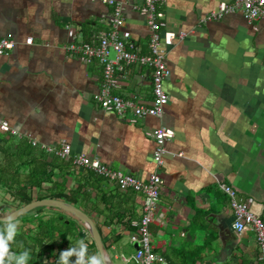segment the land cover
Wrapping results in <instances>:
<instances>
[{"label": "crops", "instance_id": "0c3cea01", "mask_svg": "<svg viewBox=\"0 0 264 264\" xmlns=\"http://www.w3.org/2000/svg\"><path fill=\"white\" fill-rule=\"evenodd\" d=\"M116 1L122 6L119 36L137 52H148L149 29L137 8L142 0ZM220 1L231 0H165V28L185 32L166 47L169 74L162 87L168 100L160 116L133 123L94 102L101 65L69 56L65 49L80 38L95 42L110 27L111 6L100 0H0V37L14 40L13 48L0 55V120L11 128L4 134L35 140L33 150H43L52 163L53 180L62 182L65 192L80 188L78 208L93 221L112 264V259L124 264L121 255L129 257L138 247L132 236H138L142 194L122 191L91 169L61 158L53 149L61 142L70 144L72 154H87L136 177L159 174L161 216H155L149 230L153 250L165 264H263L253 232L233 228L220 184L235 188L264 220V16L252 22L236 12L198 22ZM116 75L119 87L113 92L151 98L148 66L123 65ZM160 125L172 128L174 136L165 142L157 166L155 142L146 132ZM7 200L0 190L2 214L14 209ZM50 207L39 215L47 218L59 209ZM67 214L93 241L83 223ZM14 222L0 225L8 244L22 225ZM11 253L0 250V261ZM91 254L102 264L96 245ZM29 256L22 253L19 262H30ZM91 260L52 256L41 264H93Z\"/></svg>", "mask_w": 264, "mask_h": 264}, {"label": "built area", "instance_id": "2783aa9c", "mask_svg": "<svg viewBox=\"0 0 264 264\" xmlns=\"http://www.w3.org/2000/svg\"><path fill=\"white\" fill-rule=\"evenodd\" d=\"M111 6L110 27L97 35L95 42H86L81 38L73 40L65 46L69 56H74L83 62L95 59L102 70L100 86L92 94L94 102L105 111L117 116L137 122L146 116H160L163 105L168 96L164 92L162 82L169 74V68L165 59L166 47L171 45L175 38H181L185 32H174L166 29L163 4L165 0H142L137 7L144 15L149 29L148 52L140 53L134 50L132 44L123 40L118 34V28L122 23L121 2L116 0H100ZM240 13L247 21H255L264 16V0H231L220 1L216 8L202 15L198 22L217 20L229 13ZM30 42V38L26 40ZM14 46V40L8 37H0V55L9 52ZM162 46H165L163 48ZM112 55V56H111ZM137 63L146 65L151 69V98L149 100L137 99L134 94L123 96L113 92L119 87L116 71H120L123 65ZM0 131L11 132V128L5 120H0ZM155 142L153 161L156 165L162 163L163 154L166 152L165 142L174 136V130L167 126L151 127L146 132ZM31 145H37L35 140H30ZM40 148L51 150L49 146L40 144ZM54 152L63 159L80 169L89 168L105 180L116 184L122 191L133 190L142 194V214L138 224V236H132L137 240L138 247L135 253L129 257L121 255L124 264H165L162 255L153 250L149 224L161 216L157 213L158 194L162 185V178L156 172H151L144 178L136 177L121 169L111 168L95 157L87 154H72L70 144L61 142L59 147H54ZM221 189L229 199L233 213V228L237 232L251 230L255 242L260 251V258L264 264V220L260 213L251 208L246 200H241L235 188L222 182ZM19 264H31L27 260H21Z\"/></svg>", "mask_w": 264, "mask_h": 264}, {"label": "trees", "instance_id": "16d2710c", "mask_svg": "<svg viewBox=\"0 0 264 264\" xmlns=\"http://www.w3.org/2000/svg\"><path fill=\"white\" fill-rule=\"evenodd\" d=\"M4 133L0 132V190L7 194L6 202L10 204L9 207L16 208L45 197L82 206L78 201L79 187L65 192L64 184L53 180L52 163L45 159L43 150L35 151L26 140L13 139ZM89 175L97 177L90 171ZM44 185L46 193H42ZM33 191L36 192L34 196ZM45 207L47 206H37L13 220L22 221V225L31 221L34 224L30 228H23L21 225L13 233L9 244L4 233L0 232V250H12L11 257L1 258L0 264H19V258L24 252L29 253L30 262L39 264L44 257L52 256L57 259H93L91 248H95V244L79 234L80 228L76 220L59 209L47 218H42L39 213ZM11 222L0 221V225L10 226Z\"/></svg>", "mask_w": 264, "mask_h": 264}, {"label": "water", "instance_id": "95a60500", "mask_svg": "<svg viewBox=\"0 0 264 264\" xmlns=\"http://www.w3.org/2000/svg\"><path fill=\"white\" fill-rule=\"evenodd\" d=\"M41 205H46V206H54L57 207L69 214H71L72 216H74L75 218H77L79 221H81L83 223V225L87 228L89 234L91 235L102 264H112L111 261L109 260V257L107 255V253L104 251L103 249V245H102V241H101V235L99 233V231L97 230L96 226L94 225L93 221L91 220V218H89V216L80 208L74 206L71 203H67L63 200L60 199H56V198H40V199H35L32 200L24 205H21L19 207H16L12 210H10L9 212L2 214L0 212V221H12L15 220L18 216L28 212L29 210L37 207V206H41ZM80 234H84L83 230L79 231Z\"/></svg>", "mask_w": 264, "mask_h": 264}, {"label": "clouds", "instance_id": "9594fccd", "mask_svg": "<svg viewBox=\"0 0 264 264\" xmlns=\"http://www.w3.org/2000/svg\"><path fill=\"white\" fill-rule=\"evenodd\" d=\"M93 264H100V260L97 257H93Z\"/></svg>", "mask_w": 264, "mask_h": 264}, {"label": "rangeland", "instance_id": "374dc122", "mask_svg": "<svg viewBox=\"0 0 264 264\" xmlns=\"http://www.w3.org/2000/svg\"><path fill=\"white\" fill-rule=\"evenodd\" d=\"M3 213V212H2ZM13 221V220H12ZM5 222V221H4ZM8 222V221H7ZM16 223H20V220H16L15 222H14V224H16ZM127 253V252H126ZM116 264H117V260H115V259H112Z\"/></svg>", "mask_w": 264, "mask_h": 264}]
</instances>
